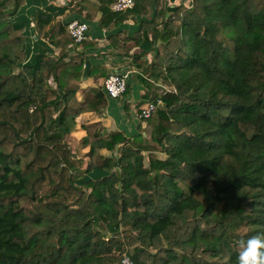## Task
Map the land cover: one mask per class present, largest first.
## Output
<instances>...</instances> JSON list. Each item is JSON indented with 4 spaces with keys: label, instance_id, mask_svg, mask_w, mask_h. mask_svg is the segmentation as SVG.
<instances>
[{
    "label": "trees",
    "instance_id": "trees-1",
    "mask_svg": "<svg viewBox=\"0 0 264 264\" xmlns=\"http://www.w3.org/2000/svg\"><path fill=\"white\" fill-rule=\"evenodd\" d=\"M26 1L0 4L16 13ZM97 1L103 28L148 15L155 2L136 41L145 53L164 43L144 66L176 92L142 121L149 136L141 126L127 138L87 125L85 167L65 137L81 114L105 109L107 95L82 92L94 76L87 59L61 64L74 45L64 25L49 35L60 61L40 49L24 65L0 59V264H121L125 254L134 264H238L236 242L264 233V0L168 7L160 31L162 0H136L125 13Z\"/></svg>",
    "mask_w": 264,
    "mask_h": 264
},
{
    "label": "crops",
    "instance_id": "crops-1",
    "mask_svg": "<svg viewBox=\"0 0 264 264\" xmlns=\"http://www.w3.org/2000/svg\"><path fill=\"white\" fill-rule=\"evenodd\" d=\"M174 1L177 3L172 4V1L167 3L166 0H162L161 6H166L164 13L167 12L168 7L180 6L177 5L178 3L183 6L186 4L185 0ZM40 16L47 17L49 23L43 24V26L39 25ZM168 16L167 12L160 20L159 31L162 30V25L167 21ZM101 17L97 0H27L24 8L12 15V29L15 30L20 25L23 27L19 31H21L20 40L25 56L18 61L19 65L29 62L35 55L33 52L38 49L48 52L45 56L46 60L54 57L53 52L59 55L61 50L53 47L49 42L51 32L60 24L64 25L67 32V26L71 22L84 21L90 27L87 44L84 43L76 49L69 47L66 50L70 53V57H80L75 62L83 59L91 62L89 75L92 72L94 76L83 80L82 92L88 88L101 89L104 92L103 83L107 76L118 70L120 72L129 69L134 71L124 97L111 99L106 96L107 107L100 112L81 114L76 119L74 131L65 137L74 158L85 167L90 163L93 153L92 147L86 144L88 133L85 127L99 123L106 129L105 136L113 132H120L127 138H131L138 134L139 127H142L138 113L150 102L148 95H151L154 100L158 95L157 84H165L164 79L152 78L148 75L144 66L146 63L150 65L155 61L154 49H161L164 43L159 39L156 45L145 53L141 48L145 45L141 46L136 41V34L139 32L142 22L151 21L155 17V2L149 7L148 15H129L119 26L112 24L108 28H103L100 26ZM153 36L154 33L151 34V39ZM137 56H140V60L136 58ZM65 61L67 58L64 59ZM82 92L78 94L80 102L84 101ZM142 128L144 136H148L147 127L143 125ZM102 154L110 156L111 152L104 150Z\"/></svg>",
    "mask_w": 264,
    "mask_h": 264
},
{
    "label": "built area",
    "instance_id": "built-area-1",
    "mask_svg": "<svg viewBox=\"0 0 264 264\" xmlns=\"http://www.w3.org/2000/svg\"><path fill=\"white\" fill-rule=\"evenodd\" d=\"M189 8H193V0L186 1ZM136 6V0H116L112 5V11L114 13H125L131 11ZM89 24L84 21H73L67 26V32L74 41V46L79 47L89 40ZM133 70H119L110 74L103 83V89L106 95L111 99H120L125 96L128 90V82ZM158 95L157 99L153 102H149L145 108L141 109L138 113L141 121L147 120L158 109L164 107L162 97L167 93L174 92L170 88L166 87L163 83L157 84ZM176 91V90H175ZM121 264H134L131 257L125 254L123 256Z\"/></svg>",
    "mask_w": 264,
    "mask_h": 264
},
{
    "label": "rangeland",
    "instance_id": "rangeland-1",
    "mask_svg": "<svg viewBox=\"0 0 264 264\" xmlns=\"http://www.w3.org/2000/svg\"><path fill=\"white\" fill-rule=\"evenodd\" d=\"M166 1H167V3H168V1L169 2L172 1V4H176L177 3L174 0H166ZM185 1H187V0H185ZM0 2H1V0H0ZM177 5L183 6L180 3H178ZM184 6L186 8H188V9H191V8L188 7L187 3ZM165 7L166 6L163 5L162 6V9L165 10ZM13 14H14V7L12 6V3L9 4V5H1L0 4V59L5 60L10 65H12V55H14V57L16 58V60H20L21 57H24L25 56L24 50L21 49L22 47L19 48V49H17V50H15L16 52H14L12 50V49H14V47H13L14 46V42L12 41V15ZM72 48H75L76 49L78 47H76V46L73 45ZM72 48H70V49H72ZM33 53H35V52H33ZM69 54L70 53L66 52V56L64 57V59L67 58V61H65V62H68V61L69 62L70 61L71 62H74L75 60H78L80 58L79 56H71L70 57ZM53 56L54 57L48 58V59L49 60H52V61H60V60H58L59 59V55H56L53 52ZM65 62H64V60L63 61L61 60V64H64ZM18 72L19 71H17L16 73H18ZM45 74L47 75L48 72L45 71ZM50 84H51V87L53 89H56V84H55L54 80L51 79L50 80ZM165 86L168 87V88H170L171 91L176 92L175 91L176 89L174 87H171V86H169L167 84H165ZM147 131H149V130H147ZM148 136H149V134H148ZM65 142H67V141L65 140ZM66 144L68 145V143H66ZM119 151H120V149H118L117 152H115V153H111V155H113L115 157H119ZM156 155H157V157L159 159H165V157H166L165 153H162V152H158ZM146 163L148 164V159L146 160ZM104 228H105V226L102 224L101 229H104ZM226 259H224L223 261H226Z\"/></svg>",
    "mask_w": 264,
    "mask_h": 264
},
{
    "label": "clouds",
    "instance_id": "clouds-1",
    "mask_svg": "<svg viewBox=\"0 0 264 264\" xmlns=\"http://www.w3.org/2000/svg\"><path fill=\"white\" fill-rule=\"evenodd\" d=\"M236 246L239 249L238 264H264V233L240 239Z\"/></svg>",
    "mask_w": 264,
    "mask_h": 264
},
{
    "label": "water",
    "instance_id": "water-1",
    "mask_svg": "<svg viewBox=\"0 0 264 264\" xmlns=\"http://www.w3.org/2000/svg\"><path fill=\"white\" fill-rule=\"evenodd\" d=\"M90 69H91V62L89 60H87L86 63H85V73H86V76L89 75Z\"/></svg>",
    "mask_w": 264,
    "mask_h": 264
}]
</instances>
